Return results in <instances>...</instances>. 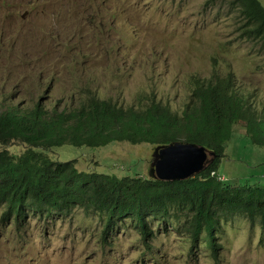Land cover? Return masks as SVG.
Returning a JSON list of instances; mask_svg holds the SVG:
<instances>
[{
  "label": "rangeland",
  "instance_id": "1",
  "mask_svg": "<svg viewBox=\"0 0 264 264\" xmlns=\"http://www.w3.org/2000/svg\"><path fill=\"white\" fill-rule=\"evenodd\" d=\"M208 1L0 0V105H30L45 91L48 107L77 105L79 92L92 90L124 107L155 98L182 113L192 78L216 68L232 73L249 106L264 113V44L241 36L243 21L228 4ZM243 138L237 125L220 174L233 186H263L262 150ZM157 149L116 142L51 156L82 172L150 179ZM151 223L149 249L132 218L107 243L102 217L82 209L33 214L25 229L0 220V264H264V229L244 216L223 219L217 259L205 241L192 249L179 224Z\"/></svg>",
  "mask_w": 264,
  "mask_h": 264
},
{
  "label": "trees",
  "instance_id": "2",
  "mask_svg": "<svg viewBox=\"0 0 264 264\" xmlns=\"http://www.w3.org/2000/svg\"><path fill=\"white\" fill-rule=\"evenodd\" d=\"M220 1L238 12L244 39L264 44L260 0ZM191 84L192 103L182 113L155 98L124 107L101 99L92 90H81L77 105L60 101L48 107L46 91L30 105L1 104V223L14 222L25 229L33 214L70 215L82 209L102 217L106 243L113 239L120 222L134 219L151 249L154 218L165 225L179 224L192 249L205 241L214 259L221 249L218 236L224 218L244 216L264 229V185L233 186L220 174L237 125L244 130L243 140L260 148L264 158V113L249 106L232 73L221 74L215 68L210 77H193ZM116 142L157 148L195 144L217 158L193 179L165 183L82 172L78 162L61 163L51 156L63 146L100 149ZM16 143L20 144L17 151L23 147V153L8 149Z\"/></svg>",
  "mask_w": 264,
  "mask_h": 264
},
{
  "label": "water",
  "instance_id": "3",
  "mask_svg": "<svg viewBox=\"0 0 264 264\" xmlns=\"http://www.w3.org/2000/svg\"><path fill=\"white\" fill-rule=\"evenodd\" d=\"M216 158V154L195 144L176 143L158 148L151 178L165 183L187 181L205 172Z\"/></svg>",
  "mask_w": 264,
  "mask_h": 264
}]
</instances>
